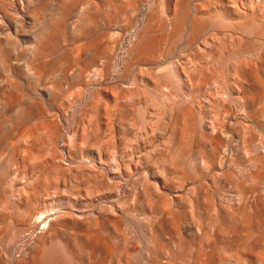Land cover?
Listing matches in <instances>:
<instances>
[{
	"label": "bare ground",
	"instance_id": "1",
	"mask_svg": "<svg viewBox=\"0 0 264 264\" xmlns=\"http://www.w3.org/2000/svg\"><path fill=\"white\" fill-rule=\"evenodd\" d=\"M0 264H264V0H0Z\"/></svg>",
	"mask_w": 264,
	"mask_h": 264
}]
</instances>
